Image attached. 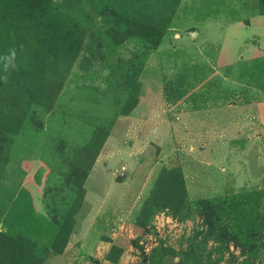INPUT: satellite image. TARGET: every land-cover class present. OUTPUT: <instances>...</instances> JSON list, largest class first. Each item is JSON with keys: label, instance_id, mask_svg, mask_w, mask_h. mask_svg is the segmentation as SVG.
Wrapping results in <instances>:
<instances>
[{"label": "rangeland", "instance_id": "obj_1", "mask_svg": "<svg viewBox=\"0 0 264 264\" xmlns=\"http://www.w3.org/2000/svg\"><path fill=\"white\" fill-rule=\"evenodd\" d=\"M222 1L0 0V264H264V143L211 117L264 70L202 35Z\"/></svg>", "mask_w": 264, "mask_h": 264}, {"label": "crops", "instance_id": "obj_2", "mask_svg": "<svg viewBox=\"0 0 264 264\" xmlns=\"http://www.w3.org/2000/svg\"><path fill=\"white\" fill-rule=\"evenodd\" d=\"M225 1H227L230 5L231 4L238 5L237 6L238 9L237 8L236 9L239 12V16H238L239 21L237 22L229 21L231 17L229 14H226L224 23H220L214 28H211V26L209 25L206 27L204 23H202V26L200 27V30H202L203 32L202 35H209V36L214 35L212 34V31L214 29L223 32V34L226 37H228V35H231L233 37L245 36L246 37L245 39L242 38L239 39L238 42H236V44L238 43L237 49H241V55H240L241 62L243 61L248 62L253 59H257L258 66L260 68L259 73L262 72L264 70V0H225ZM222 8L223 11L225 12H228L229 10L228 7L226 6H223ZM213 23L217 24V22L216 23L213 22ZM232 56L233 55H231V57ZM233 66L234 65L230 63L231 69H233ZM227 77H226V82L230 83ZM230 79L233 80V76H231ZM256 92H257L256 90L251 88L250 90H248V95H246L244 98L238 96L242 102L245 101L246 103L241 104L242 103L241 102L232 105L226 104L224 106L225 108L221 110L219 109L214 114H211V117L212 116L215 117L213 121L211 120L212 123L215 124V129L213 131L224 132L226 134L234 133V132H240L242 135H244L245 133L246 134L250 133L253 135L256 134L257 141L259 142L260 140L264 143V92L260 94ZM236 95L237 94L234 93L231 97H226L225 100H230V99L233 100V98L235 99ZM223 117L225 118V120L221 121ZM183 118L186 119L187 124L189 123L193 124L194 122L192 115H187L186 117ZM177 121H178V125L180 126V119H177ZM258 150L259 149H257V151ZM260 152L263 153L261 149ZM209 153H210L209 158L211 159V161L216 162L214 158L215 151L209 149ZM256 154L261 155L257 152ZM260 159H262V156ZM260 159L258 164H256L257 170L259 171L260 169L261 171L260 173L258 172L257 179L258 181H261L262 178L263 181L264 169L261 170V165L263 162H261ZM226 166L229 168L228 165ZM230 167H232L233 170L235 169L233 173L228 168L222 170V172L217 170L216 171L217 175L213 177L211 176L209 177V179H218L219 177L223 178V176L229 180L245 179V173L242 172L241 169L236 172V168L234 165H231ZM66 259H68V254Z\"/></svg>", "mask_w": 264, "mask_h": 264}, {"label": "clouds", "instance_id": "obj_3", "mask_svg": "<svg viewBox=\"0 0 264 264\" xmlns=\"http://www.w3.org/2000/svg\"><path fill=\"white\" fill-rule=\"evenodd\" d=\"M14 56H15V53H13V57L12 58H14Z\"/></svg>", "mask_w": 264, "mask_h": 264}]
</instances>
